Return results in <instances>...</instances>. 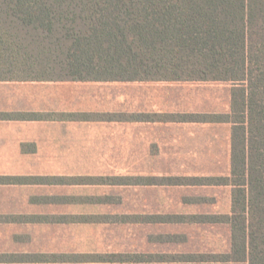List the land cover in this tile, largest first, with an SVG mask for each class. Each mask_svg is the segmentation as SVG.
Returning <instances> with one entry per match:
<instances>
[{
  "label": "trees",
  "instance_id": "obj_1",
  "mask_svg": "<svg viewBox=\"0 0 264 264\" xmlns=\"http://www.w3.org/2000/svg\"><path fill=\"white\" fill-rule=\"evenodd\" d=\"M0 81L231 85L226 114L166 116L171 122L230 125L229 176L198 180L199 185L231 187L230 214L0 218V223L227 225V252L0 254V264H264V0H0ZM187 183L179 178L0 176V185ZM109 203L105 198L89 204Z\"/></svg>",
  "mask_w": 264,
  "mask_h": 264
},
{
  "label": "rangeland",
  "instance_id": "obj_2",
  "mask_svg": "<svg viewBox=\"0 0 264 264\" xmlns=\"http://www.w3.org/2000/svg\"><path fill=\"white\" fill-rule=\"evenodd\" d=\"M168 111L191 114L228 113L231 85L222 83H183L168 88ZM176 94V95H175ZM178 97L176 105L171 101ZM187 129L184 130V132ZM186 133V132H185ZM217 139L209 142L183 141L176 157L177 176H225L228 174V127L210 132ZM207 148L204 149V145ZM200 146V149H199ZM151 158H147L150 161ZM71 172L39 174L56 177H138L160 175L144 172L152 169L145 158L72 157ZM70 164V163H69ZM165 174V173H162ZM183 178V177H181ZM79 180V179H78ZM80 182V181H78ZM82 182V181H81ZM40 187L0 189V212L21 211L38 216L144 214L223 215L229 213L230 188L225 187H134L98 185H39ZM48 198L54 205H28L29 197ZM204 203L195 204L198 198ZM107 199L108 205L89 204ZM193 204H188V201ZM14 203L16 205H14ZM52 203V202H51ZM55 224L14 227L0 225V251L77 253V254H200L229 250V227L192 223ZM23 242L14 243L13 236Z\"/></svg>",
  "mask_w": 264,
  "mask_h": 264
},
{
  "label": "crops",
  "instance_id": "obj_3",
  "mask_svg": "<svg viewBox=\"0 0 264 264\" xmlns=\"http://www.w3.org/2000/svg\"><path fill=\"white\" fill-rule=\"evenodd\" d=\"M181 84L183 83L0 81V176L56 177V175L39 174L71 172L69 165H71L72 157L127 156L133 160L145 158L143 163L153 168L150 171L145 169L144 172L161 173L138 177L179 178L189 181L188 185H149L151 187H227L231 189L230 186L198 184L200 179L229 176L230 125L179 123L166 119L168 115L191 114L168 111L170 98H168L167 89ZM177 100L178 97L174 96L171 103L176 105ZM101 115L124 116L127 119L99 120L97 117ZM219 127H228L227 175L201 177L166 175V173L180 171L178 167L181 163L176 161V157L181 156L179 152L185 147L182 144L183 141L194 140L207 143L210 140H216L217 137L210 132ZM185 129H187L186 133ZM203 147L206 149L207 144ZM147 158H151L150 161ZM32 187L40 186L0 185V189L11 190ZM202 199L199 197L195 204L204 203ZM49 200L32 196L26 203L30 206L54 205V202L51 201V203ZM188 204L193 202L189 200ZM230 210L231 193L228 214ZM166 215L177 214H144V216ZM24 216L38 215L15 210L0 212V218L9 220H17ZM0 225L23 227L39 224L14 221L0 223ZM12 241L21 244L26 242L23 241L22 236L16 235L13 236ZM0 254L77 253L0 251Z\"/></svg>",
  "mask_w": 264,
  "mask_h": 264
}]
</instances>
